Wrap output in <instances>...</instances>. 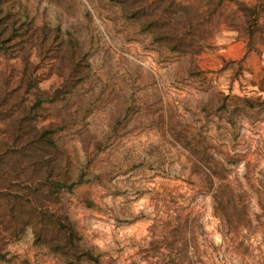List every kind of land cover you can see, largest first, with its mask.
<instances>
[{
    "label": "rangeland",
    "instance_id": "374dc122",
    "mask_svg": "<svg viewBox=\"0 0 264 264\" xmlns=\"http://www.w3.org/2000/svg\"><path fill=\"white\" fill-rule=\"evenodd\" d=\"M23 1L38 25L78 39L89 62L73 83L44 66L40 85L67 94L45 107L46 122L61 126L57 138L74 182L56 208L102 255L100 264L176 257L181 221L189 243L197 235L206 264H264V44L250 46L223 23L192 59L167 52L121 0ZM184 136L232 162L230 179L249 203L248 228L233 231L215 214L210 189L191 171ZM8 251L0 264H70L37 243L31 229Z\"/></svg>",
    "mask_w": 264,
    "mask_h": 264
},
{
    "label": "trees",
    "instance_id": "16d2710c",
    "mask_svg": "<svg viewBox=\"0 0 264 264\" xmlns=\"http://www.w3.org/2000/svg\"><path fill=\"white\" fill-rule=\"evenodd\" d=\"M129 17L140 22L156 42L170 53L194 59L223 23H232L250 46L264 44V0L250 5L243 0H132ZM79 40L67 37L60 27L38 25L23 0H0V261L9 246L31 229L37 243L63 254L70 264H100L102 255L84 241L67 212L56 208L62 193L71 188V161L60 146L58 121L45 114L47 103L64 92L42 88L41 70L48 65L67 83L79 82L89 69L80 55ZM194 62L191 71H195ZM61 93V94H60ZM240 104L253 107L250 99ZM193 174L207 186L215 214L233 231L251 225L246 192L230 179V160L218 157L209 145L182 137ZM181 221L177 256L165 254L155 264H206L183 233Z\"/></svg>",
    "mask_w": 264,
    "mask_h": 264
}]
</instances>
